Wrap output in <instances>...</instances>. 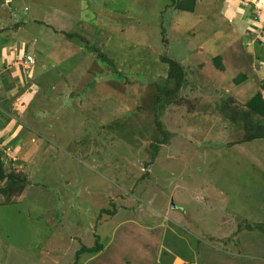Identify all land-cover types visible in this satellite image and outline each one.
Listing matches in <instances>:
<instances>
[{
  "label": "rangeland",
  "instance_id": "obj_1",
  "mask_svg": "<svg viewBox=\"0 0 264 264\" xmlns=\"http://www.w3.org/2000/svg\"><path fill=\"white\" fill-rule=\"evenodd\" d=\"M1 1L0 33L35 37L26 50L41 74L26 81L21 61L13 159L1 149L15 143L0 141L2 169L17 180L0 181V264H74L96 237L102 249L78 264H264L252 238L264 234L246 230L264 225V140L242 142L254 126L244 105L264 97V64L226 51L231 0H195L191 13L174 0H82L79 10L77 0H20L37 15L21 27ZM54 8L83 12L82 22L55 19L44 33ZM64 22L73 37L54 33ZM165 53L185 72L175 96L161 93L174 85ZM112 204L114 216L100 214Z\"/></svg>",
  "mask_w": 264,
  "mask_h": 264
},
{
  "label": "crops",
  "instance_id": "obj_2",
  "mask_svg": "<svg viewBox=\"0 0 264 264\" xmlns=\"http://www.w3.org/2000/svg\"><path fill=\"white\" fill-rule=\"evenodd\" d=\"M77 1H78L77 7L79 10V4L82 7L83 1L82 0H77ZM200 1L202 2V0ZM20 2H21L20 0H2L1 4H3L2 6L3 9L5 8V6H9L8 4H11V7L8 9V11L10 10L12 15L8 11L7 12L10 14V16L14 15L15 16L14 18L17 19L19 22H21L20 24H18V26L21 27L24 23H27L29 21L35 23L36 21L35 19L37 15H35L34 13L27 17L26 11H22L17 8ZM224 2H228V0H225ZM228 8L229 10L230 9L232 10L233 12L232 15L235 17H233L234 21L232 22V24L228 26L229 16L224 17L223 15H221L222 18L228 20V22L225 21V25L228 27V31L226 32L228 33L226 42L227 43L229 42L228 43L229 47H227L226 51L233 53V55L235 53L232 59H235V56H237V54L241 52L240 54L243 55L242 59L247 60L249 62L250 59L252 60L256 59L258 61H261L260 63L264 64V60H261L264 56H262V58H259L260 55H257V52L264 49V28L261 29V25L262 24L264 25V0H231L228 3ZM54 11L55 12L53 13H50L51 11H49L47 14L45 12L43 13V17L46 19L43 20L41 23L42 24L41 27L44 33L45 32L48 33V31L53 28L52 22L55 21V19L58 20L64 18L72 23L78 22L77 19H79V21L82 22L83 12L81 13L78 12L77 19H75L74 14L65 11L63 8H62V12H60V10H58L57 8H54ZM21 20H25V22L23 23ZM57 25L58 27H55V29H53L55 31L54 32L55 34L60 33L58 35L62 34L63 36L64 34H68L67 31H65L64 29L65 22L64 24L58 23ZM18 30H20V28ZM9 32L10 31L7 30V32L0 33L1 41L6 42L8 47L7 54H4L5 51L0 47V60L2 63L0 66V141L4 139L5 141L10 140V142L15 143V145L10 144L9 146H7L11 151V148L15 149L18 146L17 144H19L21 141L18 135L22 130V126L21 124H17L16 118L18 117L16 115L24 109L17 107L18 101L16 100L18 97L15 96V94L19 93V90L16 89V86L22 83V81H25L23 75L21 74L23 72L22 69L20 68L21 67L20 63L25 56L29 55L32 57V59L34 58L31 55V53H29L26 50V48L27 47L30 48V46L33 47L36 46L38 44V40L35 37H33L32 41L22 40V42H20L19 39L13 38L15 36V34L13 36V32L10 33ZM234 33L238 34L237 40H239V42L237 41L236 44L232 45L231 40H232V34ZM69 34H75V33H69ZM259 38L261 41H259ZM18 45H21L22 47L18 48ZM200 49L202 48L200 47ZM253 49L256 55L252 54ZM20 51L23 52L21 56H19L20 54L18 55L17 53V52L20 53ZM58 63L60 64V62ZM38 74H41V71H39L36 74V72L32 70L31 76L26 81L30 82L32 75L35 76L36 78L37 76H39ZM32 83H30V85L34 87ZM252 238L259 239L257 241V245L259 247L260 244L261 245L264 244V237H259V238L252 237ZM242 240L244 239H241L240 241Z\"/></svg>",
  "mask_w": 264,
  "mask_h": 264
},
{
  "label": "trees",
  "instance_id": "obj_3",
  "mask_svg": "<svg viewBox=\"0 0 264 264\" xmlns=\"http://www.w3.org/2000/svg\"><path fill=\"white\" fill-rule=\"evenodd\" d=\"M194 5H195V0H178V1H173L172 6L175 7L176 10H181V11H185V12H193L194 10ZM162 35L165 34V29H162L161 32ZM67 37H73L72 35H68V34H64ZM75 36V35H74ZM162 42L164 43L165 47H167L168 43L166 42L165 38H162ZM93 51L96 54V57L101 60L104 63L110 64L111 65V61L109 60V58L102 53L101 51L97 50L96 48H92ZM264 54V52H263ZM162 62L164 64H166L168 66V72H167V76H166V82H174V85L171 89H164L162 90V94L164 96H175L176 93L178 92V90L181 88L184 79H185V72L182 68V65L180 63H178L175 60L170 59L167 54H163L162 57ZM212 64L215 66L216 69L222 71L223 67L221 66V61L219 57H214L212 59ZM246 80V76L243 74L238 75L235 79H234V83H236L237 85L239 83H242ZM261 89L264 91V82H262L261 84ZM245 115L246 116H250V118H247V121H249L250 124H254V126L252 125V131H248L246 133V135L244 136V138L242 139V142H250L252 140H264V126H262V122L264 123V97L262 96L260 91H257L253 96H251L245 103ZM252 117L258 118L256 121V124L253 122V120L251 119ZM158 128L160 129V125L158 126ZM162 135L164 134V132H162ZM162 144H166V139H165V135H164V139ZM152 147V159H154L156 157L157 154V146L156 145H151ZM3 154V153H2ZM2 160L0 158V181L3 179H9L10 182H17V180L9 175H6L2 169ZM25 183V182H24ZM21 184H23L21 182ZM113 210L112 211H108V210H101L100 214H106L109 216H114L115 215V209H114V205L112 204ZM246 230L249 231H259L261 233L264 234V225L261 224H255L253 226L247 225L246 226ZM102 249L101 244H99V239L98 237H96L95 242H94V246H92L91 248H88L86 246H82L80 247V249L78 251L75 252V256H74V264H78L79 261V257L81 254L84 253H88V254H94L99 252Z\"/></svg>",
  "mask_w": 264,
  "mask_h": 264
},
{
  "label": "built area",
  "instance_id": "obj_4",
  "mask_svg": "<svg viewBox=\"0 0 264 264\" xmlns=\"http://www.w3.org/2000/svg\"><path fill=\"white\" fill-rule=\"evenodd\" d=\"M22 62H23V64H24V68H22V69H24L23 71L24 72H29V71H31V69H32V66H33V64H34V61L32 60V57L31 56H25L24 58H23V60H22ZM4 155L6 156V157H8L9 159H11V157L9 156L10 155V149L9 148H6L4 151Z\"/></svg>",
  "mask_w": 264,
  "mask_h": 264
},
{
  "label": "clouds",
  "instance_id": "obj_5",
  "mask_svg": "<svg viewBox=\"0 0 264 264\" xmlns=\"http://www.w3.org/2000/svg\"><path fill=\"white\" fill-rule=\"evenodd\" d=\"M31 71H32V69H31ZM6 148H8V147H5V149H6ZM5 149H1V150H2V152H3ZM3 154H4V152H3Z\"/></svg>",
  "mask_w": 264,
  "mask_h": 264
},
{
  "label": "water",
  "instance_id": "obj_6",
  "mask_svg": "<svg viewBox=\"0 0 264 264\" xmlns=\"http://www.w3.org/2000/svg\"><path fill=\"white\" fill-rule=\"evenodd\" d=\"M171 207H174L173 203L171 202Z\"/></svg>",
  "mask_w": 264,
  "mask_h": 264
}]
</instances>
